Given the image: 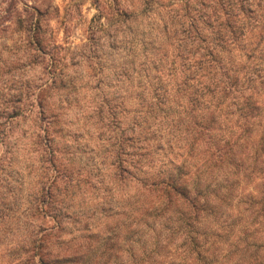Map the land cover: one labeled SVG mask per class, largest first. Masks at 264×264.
Instances as JSON below:
<instances>
[{
	"label": "trees",
	"instance_id": "1",
	"mask_svg": "<svg viewBox=\"0 0 264 264\" xmlns=\"http://www.w3.org/2000/svg\"><path fill=\"white\" fill-rule=\"evenodd\" d=\"M193 12L154 27L155 41L123 39L120 86L131 107L119 110L109 99L93 112L111 124L121 115L113 179L126 198L137 190L138 215L159 214L155 224L178 236L180 256L169 264H264V0H203ZM111 21L100 12L89 41ZM53 91L18 92L0 104V254L14 247L23 255L6 264H84L76 250L63 254L51 244L85 218L72 212L73 180L61 173L56 129L65 113ZM25 115L36 117L38 178L14 185L21 149L13 130ZM17 226L21 246L4 243Z\"/></svg>",
	"mask_w": 264,
	"mask_h": 264
},
{
	"label": "rangeland",
	"instance_id": "2",
	"mask_svg": "<svg viewBox=\"0 0 264 264\" xmlns=\"http://www.w3.org/2000/svg\"><path fill=\"white\" fill-rule=\"evenodd\" d=\"M202 2L0 0V104L15 93L31 94L35 88L48 86L56 88L50 99L65 113L56 129L57 149L66 167L61 173L73 180L72 212L85 218L81 225L66 224L68 228L53 238L51 244L63 254L76 250L84 264H169L179 258V239L170 225L155 224L160 219L154 212L152 219L138 215L133 209L137 190L129 189L130 198H126L127 188L113 179V144L120 135L121 115L117 114L119 123L111 124L93 110L109 99L115 100L119 110L122 104L131 107V99L124 100L120 86L127 53L123 39L134 44L142 38L155 41L159 34L154 27L196 16L193 10ZM100 12L111 16L112 25L92 43L90 28ZM187 12L191 17L185 16ZM35 118L25 115L13 130V141L21 149L12 169L14 185L18 178L27 182L38 178L34 168L39 160L30 142ZM85 226H89L86 232ZM20 230V226L9 228L3 242L9 244L12 238L16 247L21 246ZM12 249L0 254V264L23 256L21 250Z\"/></svg>",
	"mask_w": 264,
	"mask_h": 264
}]
</instances>
